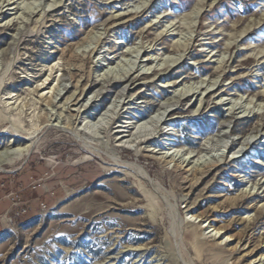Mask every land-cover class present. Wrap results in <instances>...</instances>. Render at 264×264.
<instances>
[{
    "label": "rangeland",
    "instance_id": "1",
    "mask_svg": "<svg viewBox=\"0 0 264 264\" xmlns=\"http://www.w3.org/2000/svg\"><path fill=\"white\" fill-rule=\"evenodd\" d=\"M23 2L0 13V151L32 147L0 163V264H261L264 0Z\"/></svg>",
    "mask_w": 264,
    "mask_h": 264
},
{
    "label": "bare ground",
    "instance_id": "2",
    "mask_svg": "<svg viewBox=\"0 0 264 264\" xmlns=\"http://www.w3.org/2000/svg\"><path fill=\"white\" fill-rule=\"evenodd\" d=\"M4 2H7V4L6 5H10L11 3L12 4H16V6L15 7H10V8H4L5 6L3 5V3ZM11 2V3H10ZM60 2V1H59ZM21 3H24L23 2V0H21V1H19V2H17V0H0V13H5V11L7 10V9H12V10H19V9H23V7H21L20 6V4ZM24 5H26V3H24ZM27 8V7H26ZM53 8V7H52ZM30 9V8H29ZM24 10V9H23ZM26 10V9H25ZM197 10V9H196ZM192 12H194L195 13V10L194 11H192ZM33 13V10H29V15H31ZM13 18H15V17H13ZM11 19V18H10ZM9 19V20H10ZM8 20V23L10 22ZM137 53H139V51H137ZM135 58L136 59H139L140 57H138V54L135 56ZM179 58V57H178ZM176 60V59H175ZM175 60H174V62H175ZM135 62V61H134ZM132 64H135V63H132ZM133 66V65H132ZM132 66L130 67V69L128 70V71H126V70H124V72H121V73H119V74H117V75H113V77L112 78H110L109 80H107L108 79V76H107V79L105 78L106 76H104L103 78H101L99 81H96V82H99L102 86H104V84H108L109 82H111V80H114V82L113 83H115V84H120L121 82H123V81H125L126 79H128L129 78V76H130V74L132 73L131 72V70L133 69L132 68ZM129 67V66H128ZM110 70V69H109ZM122 70V71H123ZM111 71H114V70H111ZM116 72V71H115ZM114 72V73H115ZM109 72H106L105 74H108ZM118 73V72H117ZM105 74H103V75H105ZM110 75V74H109ZM112 76V75H111ZM95 82V83H96ZM212 85H215V82H213L212 83ZM184 86V85H183ZM177 90H179V88H176L175 89V91L177 92ZM196 93H197V87L196 86H189V87H186V88H182V89H180L179 91H178V93H176L175 95H174V97L172 98V100L170 99V100H168L165 104H161V108H163L164 109V111H166V107L168 106V105H170L171 103H178V102H180V101H182L184 98H187L188 96H194V95H196ZM201 93V92H200ZM199 93V94H200ZM60 94V92L59 91H57L56 93H55V95H59ZM51 101V100H50ZM223 102V101H222ZM229 104H231L230 102H229ZM236 105L237 104H235V103H233V104H231V106L230 107H228V111H229V113L230 114H233V113H235V111L237 110V108H236ZM239 108H240V106H239ZM163 114H164V112H162V113H160V115H158L155 119L154 118H151V121L153 122V124L154 123H157V122H160V121H162V120H164V119H162L161 120V118H162V116H163ZM105 117H108V115L106 116L105 115ZM145 121V122H144ZM150 121V123H152ZM146 123V119H142V120H140V121H137L136 122V124H145ZM101 125H103V124H101ZM101 125H99V126H101ZM117 129H116V132H119L120 134H119V136H120V138H122V137H124V136H127V135H132L131 134V127H129V126H124L123 124L122 125H117ZM25 138L24 137H19V135H17V136H15V139H14V142H13V144L15 143L16 145H13L12 143H10L9 145L7 144L6 145V147H4L3 148V150H1L0 151V163L4 160V158L3 157H5V156H21V155H29V153H30V151H31V145H29V144H25V145H19V143L18 142H20L21 140H24ZM152 140H154V139H151V140H149V141H152ZM213 140V139H212ZM212 140H211V142H212ZM134 141V140H133ZM148 141V140H147ZM251 141H252V139L250 140H247V142H246V144L245 145H249L250 143H251ZM139 142L141 143V142H143V141H141V140H139ZM87 144V143H86ZM13 146H18L16 149H11ZM21 146V147H20ZM228 147V146H227ZM85 149H87L89 152H91L90 150H91V148H89V147H85ZM207 150H209V147H207V146H205L203 149H201L200 150V153L201 152H205V151H207ZM191 158H193V157H191ZM211 158H213V159H215L216 158V156H211ZM85 161V160H84ZM118 161V160H117ZM125 162V161H124ZM199 162H203V163H205V162H207V159H203L202 161H199ZM124 166V165H123ZM131 167V166H130ZM132 168V167H131ZM118 170V169H117ZM120 171V170H119ZM213 229H218V228H213ZM203 244V240L201 241V239H198V244L197 245H199V246H201ZM264 255V254H263ZM197 262H198V260H197ZM258 263H261V264H264V257H262V256H260L259 257V259H258V261H257Z\"/></svg>",
    "mask_w": 264,
    "mask_h": 264
}]
</instances>
